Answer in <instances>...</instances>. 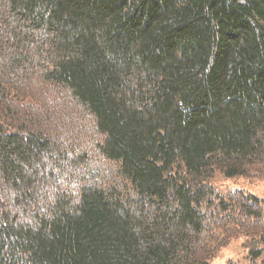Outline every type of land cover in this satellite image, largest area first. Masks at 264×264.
Segmentation results:
<instances>
[{"label":"trees","instance_id":"16d2710c","mask_svg":"<svg viewBox=\"0 0 264 264\" xmlns=\"http://www.w3.org/2000/svg\"><path fill=\"white\" fill-rule=\"evenodd\" d=\"M0 23V264H210L207 180L264 163V0H0ZM242 200L217 208L263 220Z\"/></svg>","mask_w":264,"mask_h":264},{"label":"rangeland","instance_id":"374dc122","mask_svg":"<svg viewBox=\"0 0 264 264\" xmlns=\"http://www.w3.org/2000/svg\"><path fill=\"white\" fill-rule=\"evenodd\" d=\"M6 32V26L0 23V35H4ZM49 109V107H40L39 105V110L42 111H37L40 112V114H46ZM85 122L86 120L84 118L79 117V128H82ZM57 123V127L53 130L50 129L49 126H45L47 133H49V131L53 132L54 136L62 134L64 127L60 124L59 120H57ZM81 144L82 143H80V145ZM83 144L90 149L91 144L89 142ZM207 182V185L210 187V192L212 191V194H215V196L217 195L218 201H222V203L226 204V207L230 211L236 210L239 205L243 208L245 200H242V198L245 199L248 197L251 204H254L253 207H247L248 210L255 211L263 216V220H260L255 216H248L246 213L244 217L234 215L230 211L220 213L217 208L218 201L214 200V205L212 207L208 204L206 211L212 214L214 218L217 216L218 219H223L218 223H209L212 227L208 225L207 231L203 234V238L210 244L207 247L209 263H260L264 258V163L256 170L244 176L228 178L225 177L221 171L216 170ZM0 201V203H2V200ZM242 210L244 211V209ZM221 223L223 224L220 225ZM252 251L259 252L260 257L254 259L251 253Z\"/></svg>","mask_w":264,"mask_h":264}]
</instances>
